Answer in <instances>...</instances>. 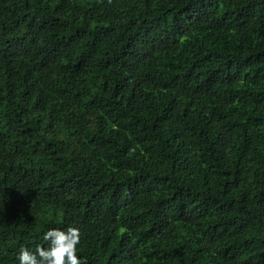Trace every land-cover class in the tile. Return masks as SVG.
<instances>
[{
	"label": "trees",
	"instance_id": "obj_1",
	"mask_svg": "<svg viewBox=\"0 0 264 264\" xmlns=\"http://www.w3.org/2000/svg\"><path fill=\"white\" fill-rule=\"evenodd\" d=\"M69 224L82 264H264V0H0V264Z\"/></svg>",
	"mask_w": 264,
	"mask_h": 264
},
{
	"label": "clouds",
	"instance_id": "obj_2",
	"mask_svg": "<svg viewBox=\"0 0 264 264\" xmlns=\"http://www.w3.org/2000/svg\"><path fill=\"white\" fill-rule=\"evenodd\" d=\"M42 236L46 246L37 244L34 250L22 246L15 256L17 264H82V257L78 255L79 227L49 226Z\"/></svg>",
	"mask_w": 264,
	"mask_h": 264
}]
</instances>
